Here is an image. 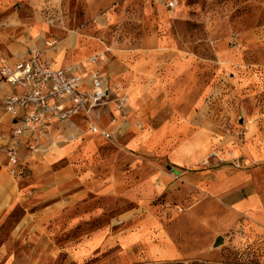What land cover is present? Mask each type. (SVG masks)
Returning <instances> with one entry per match:
<instances>
[{"label": "rangeland", "instance_id": "1", "mask_svg": "<svg viewBox=\"0 0 264 264\" xmlns=\"http://www.w3.org/2000/svg\"><path fill=\"white\" fill-rule=\"evenodd\" d=\"M117 1L123 4L99 12L106 20L89 26V42L83 43L87 49L79 57L96 51L94 37L110 47L108 61L119 50L139 49L143 32L154 26L172 53L157 70V84L176 80L170 68L175 55L192 62L180 74L199 86L200 104L192 112L195 117L174 124L181 132L169 149L188 140L195 143L199 161L178 173L196 181L180 182L173 200L152 199V205L168 208L163 217L154 213L161 222H150L153 233L133 219L121 239L111 234L113 215L136 206L121 196H102L92 204L94 210L41 221L42 230L37 227L38 236H32L37 241H10L22 210L16 209L0 227V245L9 241L0 264H108L101 260L110 254L125 257L128 264H264V0ZM29 2L0 0V75L1 57L13 59L9 46L27 37L36 20L48 14ZM247 96H253L250 105ZM167 125L149 119L140 129L166 130ZM163 141L156 140L153 147L162 148ZM28 183L21 185L28 188ZM43 228L53 229L64 250L54 246L53 253L45 254ZM64 229L67 235L59 236ZM220 235L224 242L215 246ZM120 242L125 251H117Z\"/></svg>", "mask_w": 264, "mask_h": 264}, {"label": "crops", "instance_id": "2", "mask_svg": "<svg viewBox=\"0 0 264 264\" xmlns=\"http://www.w3.org/2000/svg\"><path fill=\"white\" fill-rule=\"evenodd\" d=\"M28 1L34 9L46 10L48 14L36 20V24L29 28L27 37L9 46L13 59L1 57V69L4 66L14 67L35 48L56 68L80 71L87 57L93 54L79 57L87 49L83 43L89 42L85 38L89 26L106 20L99 12L118 2ZM122 4L117 3L118 6ZM97 41H101V47H98ZM91 44L96 45L94 53L108 46L97 37L91 40ZM166 47H169L168 40L160 37L152 26L143 32L139 49L119 50L114 59L101 64L108 85H121L129 96V104L122 111L116 110L112 103L93 110V120L109 129L113 138L105 139L90 132L82 116L53 120L39 134L37 152L28 154L27 143L32 140L31 136L23 141L21 159L14 173L9 171L8 164L0 157V227L7 215L22 209L12 229L10 241L38 236L36 230L43 220L73 210H94L92 204L102 196H121L136 203L135 207L113 215L111 234L114 237L123 238L126 230L133 226V219L139 220V227L141 225V229H146L147 234L153 233L150 222H161L154 213L158 212L163 217L168 208L164 204L152 205V199L163 196L165 202L173 200L175 195H179L180 182L196 181L194 176L186 178L178 173L180 167L199 161L195 143L188 140L169 148L173 144L172 139L181 132L180 127L174 124L196 116L192 112L199 106L202 95L199 86L190 80L183 81L180 74L190 69L192 62L182 61L176 55L174 64L170 66L175 69L176 80L167 84L155 82L162 60L172 54L165 50ZM223 58L221 54L219 59ZM14 90L8 82L1 85L2 96ZM252 99L253 96H247L245 103L250 105ZM12 119L11 113L0 106V128L5 140L9 137ZM149 119L167 123L166 130H141L143 123ZM169 131L170 134H167ZM158 139H164L162 148L153 147ZM21 182H29L28 188L23 187ZM96 209L98 211L97 206ZM43 231L48 239L45 254L53 253L54 246L64 250L61 244L57 246L53 229L43 228ZM66 233L64 229L58 235ZM8 242L0 245V263L5 260ZM125 250V245L120 242L117 251ZM101 261H107L108 264L129 263L125 257L116 259L115 254Z\"/></svg>", "mask_w": 264, "mask_h": 264}, {"label": "built area", "instance_id": "3", "mask_svg": "<svg viewBox=\"0 0 264 264\" xmlns=\"http://www.w3.org/2000/svg\"><path fill=\"white\" fill-rule=\"evenodd\" d=\"M170 6L175 3L170 1ZM47 44H51L46 41ZM109 47L87 57L80 71L56 68L36 49L22 58L14 67L4 66L0 78V106L11 113L12 127L7 140L0 128V157L14 173L21 159L23 141L28 154L38 151L37 139L43 129L53 120H65L82 116L88 130L105 139L113 138L107 128L99 126L92 118L93 110L112 103L118 111L129 104V96L121 85H108V78L101 64L108 61ZM8 82L15 90L5 96L1 85Z\"/></svg>", "mask_w": 264, "mask_h": 264}, {"label": "water", "instance_id": "4", "mask_svg": "<svg viewBox=\"0 0 264 264\" xmlns=\"http://www.w3.org/2000/svg\"><path fill=\"white\" fill-rule=\"evenodd\" d=\"M224 242V238L223 236H218L216 239H215V242H214V245L215 246H218L219 244L223 243Z\"/></svg>", "mask_w": 264, "mask_h": 264}]
</instances>
